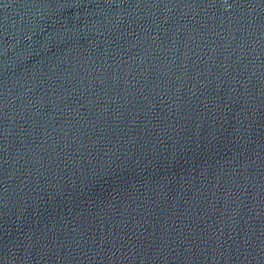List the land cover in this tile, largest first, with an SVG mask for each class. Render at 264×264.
<instances>
[{"label": "water", "instance_id": "obj_1", "mask_svg": "<svg viewBox=\"0 0 264 264\" xmlns=\"http://www.w3.org/2000/svg\"><path fill=\"white\" fill-rule=\"evenodd\" d=\"M0 264H264V0H0Z\"/></svg>", "mask_w": 264, "mask_h": 264}]
</instances>
